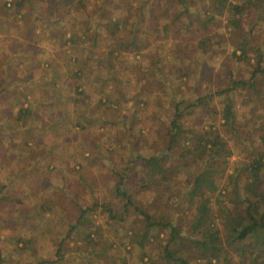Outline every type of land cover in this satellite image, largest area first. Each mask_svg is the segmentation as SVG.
Instances as JSON below:
<instances>
[{"label":"rangeland","instance_id":"obj_1","mask_svg":"<svg viewBox=\"0 0 264 264\" xmlns=\"http://www.w3.org/2000/svg\"><path fill=\"white\" fill-rule=\"evenodd\" d=\"M215 1L185 0L184 9L175 0H0L2 264H159L163 234L146 232L117 192L188 228L189 181L174 156L161 188L144 171L165 151L180 102L185 130L215 129L231 149L209 197L219 215L232 204L242 146L252 140L264 152V74L256 92L232 86L250 79L258 54L264 68V0H250L239 30L212 13ZM83 209L85 224L71 229Z\"/></svg>","mask_w":264,"mask_h":264},{"label":"trees","instance_id":"obj_2","mask_svg":"<svg viewBox=\"0 0 264 264\" xmlns=\"http://www.w3.org/2000/svg\"><path fill=\"white\" fill-rule=\"evenodd\" d=\"M185 9V0H175ZM15 6V4H12ZM252 5L250 0H241L240 3H231L228 0H216L212 13L225 16L227 22L234 30L240 29L237 16L244 14L247 7ZM16 5V7H18ZM11 4H9L10 8ZM117 27L115 26V29ZM257 64L252 75L247 81H235L232 86L243 87L255 91V76L264 74L261 66V55H257ZM40 102V101H38ZM204 99H199L192 106L204 104ZM184 102L175 107V114L169 122L165 151L154 154L145 159L146 176L154 175L150 187L161 188L170 182L176 167L167 164L174 156L177 170L185 175L189 183L183 189L181 206H187L192 212L188 228L185 230L182 221L168 222L169 217L153 216L142 207H137L131 197L122 190L117 195L125 199V209L129 207L140 216L145 223L146 232L150 230L153 238L161 240L159 264H202L216 262L229 264V257L233 256L237 264H264V152L255 151V145H243L247 161L236 167L232 175L231 191L232 201L228 207L219 214L211 206L209 195L217 190L216 178L222 174L224 167L217 164L231 156L226 140L220 133L212 128L185 130L180 125L182 113L180 107ZM29 113V111H27ZM25 115V114H24ZM230 127L232 115L223 116ZM251 138V137H250ZM258 141L264 145V135L258 136ZM200 163L205 166L192 172V168ZM222 194L224 191L221 190ZM164 191L154 190V198L161 199ZM165 195V193H164ZM88 209L80 211L76 224L71 229H77L85 224ZM91 233L88 238H91ZM93 236V235H92ZM155 257V256H154ZM152 260V258H150ZM0 264L2 257L0 255ZM47 264V261L40 263Z\"/></svg>","mask_w":264,"mask_h":264},{"label":"crops","instance_id":"obj_3","mask_svg":"<svg viewBox=\"0 0 264 264\" xmlns=\"http://www.w3.org/2000/svg\"><path fill=\"white\" fill-rule=\"evenodd\" d=\"M40 79L43 80L42 77H40ZM41 80H38L37 82H42V83H43L44 81H41ZM46 104H47V103H46ZM52 105H53V107L56 106V104H54V103H53ZM55 124H56V123L51 124V121H50V125H49V126L52 127V129L50 130V132H51L52 134H50V135L53 136V137H56V135H54V134H56V131H60V130H59V129H60V126H59V129H57L56 126H55ZM47 132H48V129H47ZM60 132H61V131H60ZM60 136H61V135H60ZM63 140H65V138H62V137H61V138H60V141H63Z\"/></svg>","mask_w":264,"mask_h":264}]
</instances>
